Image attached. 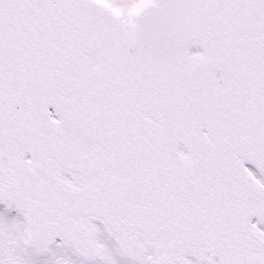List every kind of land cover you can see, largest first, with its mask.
<instances>
[{
    "label": "snow or ice",
    "instance_id": "snow-or-ice-1",
    "mask_svg": "<svg viewBox=\"0 0 264 264\" xmlns=\"http://www.w3.org/2000/svg\"><path fill=\"white\" fill-rule=\"evenodd\" d=\"M0 264H264V0H0Z\"/></svg>",
    "mask_w": 264,
    "mask_h": 264
}]
</instances>
